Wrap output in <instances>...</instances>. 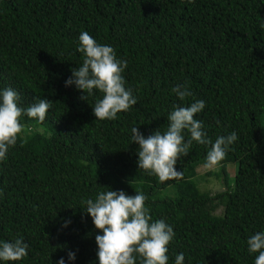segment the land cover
<instances>
[{
	"label": "trees",
	"instance_id": "obj_1",
	"mask_svg": "<svg viewBox=\"0 0 264 264\" xmlns=\"http://www.w3.org/2000/svg\"><path fill=\"white\" fill-rule=\"evenodd\" d=\"M262 23L264 0H0V90H15L22 108L53 101L43 122L22 115L24 131L0 162V242L29 245L22 260L0 264H99L103 233L83 209L109 189L142 192L152 221L173 227L168 264L179 253L184 264H255L247 241L264 231ZM83 31L127 61L122 75L137 104L114 120L94 116L99 90L84 101L65 86L83 62ZM178 84L192 93L184 101ZM195 100L205 101L195 118L213 143L238 136L207 173L225 187L214 193L196 184L210 145L193 141L175 165L182 179L161 183L138 169L131 140L133 127L145 137L165 132L174 106Z\"/></svg>",
	"mask_w": 264,
	"mask_h": 264
},
{
	"label": "clouds",
	"instance_id": "obj_2",
	"mask_svg": "<svg viewBox=\"0 0 264 264\" xmlns=\"http://www.w3.org/2000/svg\"><path fill=\"white\" fill-rule=\"evenodd\" d=\"M79 42L78 51L83 54V62L71 69L72 75L65 81V86L75 85L83 93L80 99L84 101L94 90H99L104 95L92 106L93 114L99 120H114L118 113L137 104V97L125 87L122 75L127 61L118 59L111 46L98 44L87 31L81 32ZM172 91L180 101L192 95L186 85L178 84ZM19 100V94L12 88L0 90V162L7 159L9 148L16 145L19 134L24 131L20 122L22 115L43 122L53 103L43 98L22 108ZM204 108L203 100H195L189 106H174L167 117L168 128L163 133L157 129L145 137L138 127H133L131 140L139 146L138 169L156 175L161 183L182 179L183 172L177 171L175 165L181 157L189 155L193 141L210 145L206 168L219 164L238 136L233 131L217 137L213 143L203 130V122L195 118ZM185 130L190 134L186 142ZM146 199L142 192L127 195L123 190L109 189L100 192L94 200L84 202L86 208L83 210L92 218L95 228L103 233L95 236L99 264H137L138 258L140 264H168L167 246L175 236L173 227L163 219L152 221L150 210L145 207ZM247 244L250 253H258L255 264H264V231L252 235ZM28 247L22 237L14 242H0V261H20L28 254ZM68 259L75 260V253L69 251ZM184 259L183 253L177 254L175 264H184ZM57 264H65L64 258L61 257Z\"/></svg>",
	"mask_w": 264,
	"mask_h": 264
},
{
	"label": "rangeland",
	"instance_id": "obj_3",
	"mask_svg": "<svg viewBox=\"0 0 264 264\" xmlns=\"http://www.w3.org/2000/svg\"><path fill=\"white\" fill-rule=\"evenodd\" d=\"M204 165L205 163L198 165L196 168V171H197L196 184L198 185L199 189L201 191H208L209 193H214L216 191L224 189L225 187L223 185V182H221L220 180H217L212 175L211 176L207 175L208 172L217 170V165L211 169L206 168ZM227 170L230 176L233 177L235 173V164L234 163L229 164ZM168 192L174 193L175 189L170 188Z\"/></svg>",
	"mask_w": 264,
	"mask_h": 264
}]
</instances>
